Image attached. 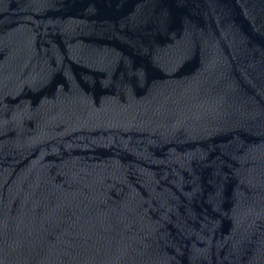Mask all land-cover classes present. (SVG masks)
<instances>
[{
  "label": "water",
  "instance_id": "1",
  "mask_svg": "<svg viewBox=\"0 0 264 264\" xmlns=\"http://www.w3.org/2000/svg\"><path fill=\"white\" fill-rule=\"evenodd\" d=\"M0 264H264V0H0Z\"/></svg>",
  "mask_w": 264,
  "mask_h": 264
}]
</instances>
